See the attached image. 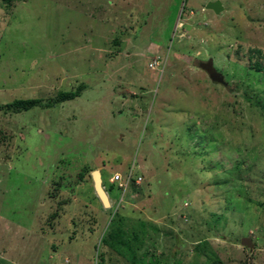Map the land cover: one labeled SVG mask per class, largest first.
<instances>
[{
	"label": "rangeland",
	"instance_id": "rangeland-1",
	"mask_svg": "<svg viewBox=\"0 0 264 264\" xmlns=\"http://www.w3.org/2000/svg\"><path fill=\"white\" fill-rule=\"evenodd\" d=\"M81 86L0 111V264H264V0H0V106Z\"/></svg>",
	"mask_w": 264,
	"mask_h": 264
},
{
	"label": "trees",
	"instance_id": "trees-1",
	"mask_svg": "<svg viewBox=\"0 0 264 264\" xmlns=\"http://www.w3.org/2000/svg\"><path fill=\"white\" fill-rule=\"evenodd\" d=\"M11 1L12 0H2V2L4 3H10ZM84 89L85 86H81L76 91L73 92H61L58 94L56 99L47 100V101H43L40 99L15 100L12 103L0 106V111H4L5 113L17 114V113L27 112L36 107L51 108L57 104L65 103L78 98ZM102 244L104 246L117 250L119 253L120 252L124 253V251L128 252V254H130L131 257L133 258L134 253L132 247L128 242L124 241L122 237L121 229L115 227L114 224H112V229L110 233L103 239ZM131 257L129 258L130 260H132ZM209 264H221V263L218 259H214Z\"/></svg>",
	"mask_w": 264,
	"mask_h": 264
},
{
	"label": "water",
	"instance_id": "water-1",
	"mask_svg": "<svg viewBox=\"0 0 264 264\" xmlns=\"http://www.w3.org/2000/svg\"><path fill=\"white\" fill-rule=\"evenodd\" d=\"M206 9L212 10V11L216 12L217 14H219L222 11V6H221L220 2L217 1V2L209 3L206 6ZM207 68H210V70L213 71L212 62H210L208 64ZM91 176H92V179L94 182V189H95V192H96L98 198L100 199V201L102 202V204L105 208H109L110 207V201H109V197H108L106 191L103 188L100 172L94 171Z\"/></svg>",
	"mask_w": 264,
	"mask_h": 264
},
{
	"label": "built area",
	"instance_id": "built-area-1",
	"mask_svg": "<svg viewBox=\"0 0 264 264\" xmlns=\"http://www.w3.org/2000/svg\"><path fill=\"white\" fill-rule=\"evenodd\" d=\"M154 64H156V62H154ZM150 67L153 66L150 65ZM142 180L143 179L141 177L135 178L132 171H129L125 176H121L118 174L114 177V183H116L122 190H126L127 188H129L132 182L140 185Z\"/></svg>",
	"mask_w": 264,
	"mask_h": 264
}]
</instances>
